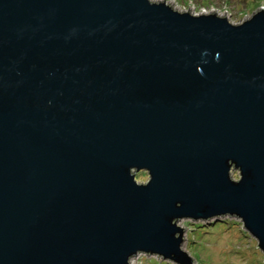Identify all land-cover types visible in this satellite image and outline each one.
<instances>
[{"label":"water","instance_id":"water-1","mask_svg":"<svg viewBox=\"0 0 264 264\" xmlns=\"http://www.w3.org/2000/svg\"><path fill=\"white\" fill-rule=\"evenodd\" d=\"M189 6L0 0V264H195L178 220L227 215L264 251V6Z\"/></svg>","mask_w":264,"mask_h":264},{"label":"rangeland","instance_id":"rangeland-1","mask_svg":"<svg viewBox=\"0 0 264 264\" xmlns=\"http://www.w3.org/2000/svg\"><path fill=\"white\" fill-rule=\"evenodd\" d=\"M157 1V0H154ZM164 1V0H158ZM179 11L191 13H210L216 11L225 15L234 24L242 23L243 18L252 15L264 0H165ZM234 179H239L238 170L232 171ZM138 182L146 183L148 173L141 171L136 175ZM178 224L184 228L183 249L194 259L195 264H264V251L258 240L244 227L236 216H221L219 219L192 220L180 219ZM130 264H175L161 257L140 252L134 256Z\"/></svg>","mask_w":264,"mask_h":264}]
</instances>
